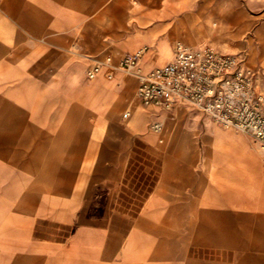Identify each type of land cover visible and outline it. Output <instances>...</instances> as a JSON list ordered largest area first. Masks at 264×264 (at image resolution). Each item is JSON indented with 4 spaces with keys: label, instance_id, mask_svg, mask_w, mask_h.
I'll use <instances>...</instances> for the list:
<instances>
[{
    "label": "crops",
    "instance_id": "0c3cea01",
    "mask_svg": "<svg viewBox=\"0 0 264 264\" xmlns=\"http://www.w3.org/2000/svg\"><path fill=\"white\" fill-rule=\"evenodd\" d=\"M243 7L0 0V264H264L258 144L210 138L195 109L143 106L122 71L87 75L141 50L145 73L162 67Z\"/></svg>",
    "mask_w": 264,
    "mask_h": 264
},
{
    "label": "built area",
    "instance_id": "2783aa9c",
    "mask_svg": "<svg viewBox=\"0 0 264 264\" xmlns=\"http://www.w3.org/2000/svg\"><path fill=\"white\" fill-rule=\"evenodd\" d=\"M144 50L118 60L107 55L92 63L87 75L108 78L122 71L138 80L136 97L145 107L172 111L184 106L198 110L218 127L249 135L264 156V89L261 71L247 65L241 54L226 53L211 45L190 46L177 42L172 59L145 73ZM129 112L124 114L127 117ZM159 130L160 125H153Z\"/></svg>",
    "mask_w": 264,
    "mask_h": 264
},
{
    "label": "rangeland",
    "instance_id": "374dc122",
    "mask_svg": "<svg viewBox=\"0 0 264 264\" xmlns=\"http://www.w3.org/2000/svg\"><path fill=\"white\" fill-rule=\"evenodd\" d=\"M244 7L237 14L219 20H209L212 30L213 47L226 53L241 54L247 60V65L257 67L260 71V81L264 86V0H242ZM262 29L261 34L258 30ZM201 126L205 128L204 118ZM217 126V125H216ZM218 127V126H217ZM231 135L233 138L252 139L249 135L234 130H221L214 128L210 138H218V135ZM199 138L197 130H191L184 136L186 140ZM206 138V137H204ZM22 264H35L29 259H23Z\"/></svg>",
    "mask_w": 264,
    "mask_h": 264
}]
</instances>
